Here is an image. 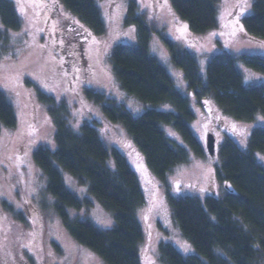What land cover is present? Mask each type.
I'll return each instance as SVG.
<instances>
[{
	"label": "rangeland",
	"instance_id": "rangeland-1",
	"mask_svg": "<svg viewBox=\"0 0 264 264\" xmlns=\"http://www.w3.org/2000/svg\"><path fill=\"white\" fill-rule=\"evenodd\" d=\"M12 1L22 27L18 31L5 30L0 21V90L13 103L18 124L14 129H4L0 135V264H104L90 250L80 247L65 229L55 209L56 201L47 195L48 181L36 165L34 152L40 146L56 147L52 112L40 100V92L67 104L75 132H81L85 119H103L102 105L85 95L86 83L111 96L116 104L124 105L135 117L150 108L172 109L170 104L153 106L129 96L112 72L110 56L116 45H140L137 27L126 23L130 1L135 2L147 23L161 32L152 36L151 53L190 99L196 114L192 127L204 156L189 150V160L177 165L165 182L150 169L145 155L122 124L105 121L106 136L109 146L124 154L137 170L145 193L143 263L166 264L161 252L163 244H172L185 257L197 256L173 217L169 196H191L202 202L209 195L224 197L233 186L226 187L219 177L223 161L220 150L228 139L246 148L251 131L264 127V117L258 116L252 123L239 121L225 114L206 94L197 96L184 70L173 64L164 38L192 53L203 75L219 53L237 58L243 54L264 57V40L249 37L243 23L253 13L254 0H217L219 23L204 34L194 33L179 18L173 0H97L109 24L108 33L93 34L81 44H69L62 35L71 21L82 25L83 22L59 0ZM238 67L248 86L264 84L263 74L240 60ZM168 132L184 144L176 131L168 128ZM209 134L216 139L213 156L207 150ZM261 157L264 156L258 160L264 166ZM63 177L72 193L81 201H88L80 211L68 209L69 215L80 221L88 219L104 230L111 228L114 213L96 201L70 173L63 171ZM55 242L60 244L61 251L56 249L59 245Z\"/></svg>",
	"mask_w": 264,
	"mask_h": 264
},
{
	"label": "trees",
	"instance_id": "trees-1",
	"mask_svg": "<svg viewBox=\"0 0 264 264\" xmlns=\"http://www.w3.org/2000/svg\"><path fill=\"white\" fill-rule=\"evenodd\" d=\"M59 1L84 25L75 21L65 25L62 35L69 44L86 43L93 34L107 35L109 24L97 0ZM173 6L194 33L204 34L219 23L217 0H173ZM0 21L5 30L21 29L22 19L12 0H0ZM126 23L137 27L140 45L114 47L110 56L114 76L129 96L153 106L170 104L172 109L150 108L135 117L124 105L116 104L111 96L86 83L85 95L102 105L103 119H85L81 132H75L67 104L40 92V100L52 112L56 147L40 146L34 152L36 165L48 181L47 195L56 201L55 209L65 229L80 247L90 250L104 264H144L141 245L146 228L142 212L147 204L137 170L124 154L109 146L105 121L125 127L150 169L162 181H167L177 165L189 160V150L204 156L192 127L196 114L190 99L151 53L152 36L160 31L147 23L134 1L129 2ZM243 23L249 37L264 40V0H254L253 13ZM164 39L173 64L184 70L197 96L206 94L225 114L239 121L252 123L258 116L264 117V84L248 86L238 67L240 60L264 75V57L243 54L237 58L219 53L203 75L192 53ZM17 124L16 109L0 90V135ZM168 128L176 131L183 145L170 135ZM220 155L223 161L219 177L226 187L233 186L224 197L209 195L202 202L191 196H169L173 217L197 256L185 257L172 244H163L161 252L166 264L264 262V166L258 160L264 156V127L251 131L246 148L228 139ZM63 171L85 185L96 201L114 213L111 228L104 230L88 219L80 221L69 215L68 209L80 211L88 201H81L67 188Z\"/></svg>",
	"mask_w": 264,
	"mask_h": 264
},
{
	"label": "water",
	"instance_id": "water-1",
	"mask_svg": "<svg viewBox=\"0 0 264 264\" xmlns=\"http://www.w3.org/2000/svg\"><path fill=\"white\" fill-rule=\"evenodd\" d=\"M216 139L213 134H209L207 137V149L210 155L215 154Z\"/></svg>",
	"mask_w": 264,
	"mask_h": 264
},
{
	"label": "snow or ice",
	"instance_id": "snow-or-ice-1",
	"mask_svg": "<svg viewBox=\"0 0 264 264\" xmlns=\"http://www.w3.org/2000/svg\"><path fill=\"white\" fill-rule=\"evenodd\" d=\"M237 23H239V19H237ZM184 27L186 28L187 26L185 25ZM241 30H242V26H241ZM262 47H264V45H262ZM261 159H264V157H261Z\"/></svg>",
	"mask_w": 264,
	"mask_h": 264
},
{
	"label": "flooded vegetation",
	"instance_id": "flooded-vegetation-1",
	"mask_svg": "<svg viewBox=\"0 0 264 264\" xmlns=\"http://www.w3.org/2000/svg\"><path fill=\"white\" fill-rule=\"evenodd\" d=\"M55 243H57V245H59V247L56 249L61 251L60 244L58 242H55Z\"/></svg>",
	"mask_w": 264,
	"mask_h": 264
}]
</instances>
